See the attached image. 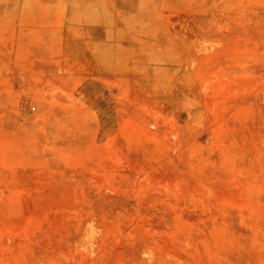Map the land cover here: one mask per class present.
<instances>
[{"label":"rangeland","instance_id":"374dc122","mask_svg":"<svg viewBox=\"0 0 264 264\" xmlns=\"http://www.w3.org/2000/svg\"><path fill=\"white\" fill-rule=\"evenodd\" d=\"M264 0H0V264H264Z\"/></svg>","mask_w":264,"mask_h":264},{"label":"built area","instance_id":"2783aa9c","mask_svg":"<svg viewBox=\"0 0 264 264\" xmlns=\"http://www.w3.org/2000/svg\"><path fill=\"white\" fill-rule=\"evenodd\" d=\"M262 103H263V105H264V95H262Z\"/></svg>","mask_w":264,"mask_h":264}]
</instances>
